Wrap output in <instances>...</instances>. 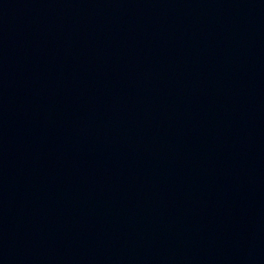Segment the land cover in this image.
Listing matches in <instances>:
<instances>
[{
    "label": "water",
    "instance_id": "water-1",
    "mask_svg": "<svg viewBox=\"0 0 264 264\" xmlns=\"http://www.w3.org/2000/svg\"><path fill=\"white\" fill-rule=\"evenodd\" d=\"M0 264H264V0H0Z\"/></svg>",
    "mask_w": 264,
    "mask_h": 264
}]
</instances>
